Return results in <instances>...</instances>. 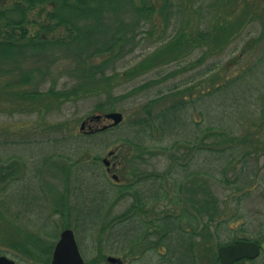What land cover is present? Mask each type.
Returning a JSON list of instances; mask_svg holds the SVG:
<instances>
[{"label":"rangeland","instance_id":"rangeland-1","mask_svg":"<svg viewBox=\"0 0 264 264\" xmlns=\"http://www.w3.org/2000/svg\"><path fill=\"white\" fill-rule=\"evenodd\" d=\"M146 1L155 10L130 28L119 22L134 14L111 7L104 28H54L50 40H77L62 59L47 50L26 58L25 71L0 66V168L18 175L0 185L9 207L0 208V255L51 264L67 229L85 264H216L220 246L264 240V0H180V11ZM116 29L121 42L107 50ZM176 41L180 53L168 48ZM114 75L111 90L96 92ZM73 87L76 96H60ZM110 113L123 123L104 130L112 122L94 117ZM219 142L236 145V158L204 150ZM224 221L228 230L208 240Z\"/></svg>","mask_w":264,"mask_h":264},{"label":"trees","instance_id":"trees-1","mask_svg":"<svg viewBox=\"0 0 264 264\" xmlns=\"http://www.w3.org/2000/svg\"><path fill=\"white\" fill-rule=\"evenodd\" d=\"M141 6L140 7H133L132 0H19L15 1L11 7L2 8L0 9V66L2 64L7 65H15L17 67L24 68L25 71V64H26V58H30L33 55L38 56L41 52L44 51H51L56 50L58 52L57 59H62L67 56L68 48H71L73 46H77L76 37L72 39L64 38V40L60 39H53L48 37L54 28H60L61 26H65L67 29H69L68 32H71V30H76V33L79 34V31L77 29V26L79 25L80 21H82L85 24H91L92 28H104L106 25V20L108 17L104 15L105 10L107 7H111L115 11V16L118 15V13L121 11V15L126 14L129 16V14L132 12L134 14V24L133 19L132 23L129 22L122 23L121 20L119 22V25L121 28H130V26H135L137 21L140 18H143L146 13L152 12L154 7L148 6L146 0H141ZM52 9H49V8ZM180 0H176V4H174L170 0L167 3V11L170 8H176L177 11H180ZM174 15H176V12H173ZM43 17V18H39ZM122 23V25H121ZM118 28V27H116ZM36 30V33H33V30ZM101 30V29H100ZM102 34L105 33V30L100 31ZM121 33L120 30L116 29L113 35L110 38L109 43L110 44L107 47V50H110L111 48L115 47L119 42H121V38H118V34ZM206 37V35H205ZM118 38V40H117ZM117 41V42H116ZM176 41L170 42V46L168 48H173L179 51H182V44L180 42ZM190 41V43H192ZM172 43V44H171ZM39 51L38 53H36ZM67 54H66V53ZM36 53V54H34ZM166 53V52H165ZM42 54V53H41ZM30 56V57H29ZM171 57H166L159 55L160 61L164 62L170 59ZM214 68L211 67L208 70L212 71ZM133 71H136L135 68H133ZM28 72H26L27 74ZM131 74V68L125 72V76H130ZM23 78L29 80L31 79L30 75L24 76ZM115 75L112 77H105L104 80L107 81L104 83L105 85L97 84L95 87L96 92L100 89H104L105 92H108L110 89L109 80H114ZM147 84L140 86L137 88L142 89L146 87ZM215 91V90H214ZM79 92V89L76 87H73L71 91H68L66 93H60V96L69 98L70 96H76ZM51 93H47L45 95H48ZM44 95V96H45ZM40 94L33 93L30 95V97L34 100H37ZM211 97H213V91L211 92ZM47 99V97L45 98ZM155 104V100H152L147 104L146 109L150 111V107H152ZM102 105L99 106V109H102ZM179 108L176 106L175 108H166L161 114L160 117L166 118L169 117L171 112L175 109ZM150 113V112H149ZM208 130H213L212 128H208ZM221 145L226 146L225 148H213V146ZM234 147L236 145L232 143H228L227 145L223 142H219L218 144L213 143L210 146L204 148V150L208 151L209 153H215L219 157L221 154H224L225 151L231 150V156H234ZM245 156V155H244ZM13 166L8 167H2L0 168V185L3 183H11L17 181V170L11 168ZM8 170L7 172H4L5 170ZM67 173V171H66ZM70 191V190H68ZM64 194H58L60 198L63 199ZM142 201V197L140 199ZM108 199H105L103 202V205L107 203ZM5 202V201H4ZM0 208H6V212L9 211V207H4V203L0 200ZM212 203H215L212 201ZM104 208V207H103ZM135 209V208H134ZM102 212V208L99 210V216ZM185 217H183V214H180V217L187 218L191 217L190 212ZM136 216V213H135ZM173 218V217H172ZM175 218V217H174ZM214 217L211 216V219ZM229 221L219 222L218 230L216 231L217 234H211V232L208 234V240L211 236H218L220 228L224 226L225 230H228L226 227V223ZM170 225V224H168ZM172 225H175L176 230H179L178 232L181 233L180 227L178 228L177 222L172 223ZM172 227V228H174ZM251 240V239H246ZM233 242V241H232Z\"/></svg>","mask_w":264,"mask_h":264},{"label":"water","instance_id":"water-1","mask_svg":"<svg viewBox=\"0 0 264 264\" xmlns=\"http://www.w3.org/2000/svg\"><path fill=\"white\" fill-rule=\"evenodd\" d=\"M106 118L113 120L114 125H117L122 121L123 116L120 113H111L106 115ZM95 119L99 120L101 116H97ZM84 127L85 124H83L82 129H84ZM259 250V246L254 242L237 240L233 244L220 247L218 255L221 264H232L239 259L257 256ZM117 261L119 260L116 258H109V262L111 263ZM0 264L16 263L7 256L0 255ZM51 264H85V260L81 255L75 234L72 230L67 229L61 234L55 246Z\"/></svg>","mask_w":264,"mask_h":264},{"label":"flooded vegetation","instance_id":"flooded-vegetation-1","mask_svg":"<svg viewBox=\"0 0 264 264\" xmlns=\"http://www.w3.org/2000/svg\"><path fill=\"white\" fill-rule=\"evenodd\" d=\"M109 156H111V160H108V159H103V162L104 164L107 166V170L108 172H112V169H115V164L112 163V159L114 160L117 155L115 153L113 154H109ZM112 168V169H111ZM117 175L115 174H112V177H116ZM264 240H260V239H255L253 242L256 243L260 250H259V253L257 254V256L253 257V258H249V257H246V258H243V259H239L238 261H235L234 263L232 264H264V243H263ZM194 250H192L193 252ZM194 259H192L190 261V263L194 264ZM51 263H52V259H51ZM214 263L216 264H221V261H220V258H219V255L217 253V256L215 258V261ZM121 264V262L119 263Z\"/></svg>","mask_w":264,"mask_h":264}]
</instances>
